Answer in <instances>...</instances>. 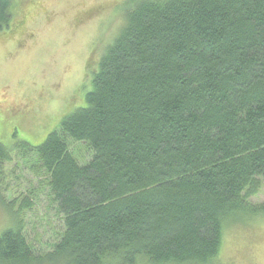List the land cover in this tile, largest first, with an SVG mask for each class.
<instances>
[{
  "label": "trees",
  "instance_id": "obj_1",
  "mask_svg": "<svg viewBox=\"0 0 264 264\" xmlns=\"http://www.w3.org/2000/svg\"><path fill=\"white\" fill-rule=\"evenodd\" d=\"M127 6L87 65L84 103L39 146L0 141V164L36 154L65 228L42 255L16 223L0 264H219L226 227L264 219L250 201L264 180V0ZM13 15L0 0V34ZM69 141L90 147L88 164Z\"/></svg>",
  "mask_w": 264,
  "mask_h": 264
},
{
  "label": "rangeland",
  "instance_id": "obj_2",
  "mask_svg": "<svg viewBox=\"0 0 264 264\" xmlns=\"http://www.w3.org/2000/svg\"><path fill=\"white\" fill-rule=\"evenodd\" d=\"M130 1L11 0L19 21L13 31L0 34V141L9 148L39 146L84 103L91 81L87 65L94 53L101 58L113 44ZM69 147L81 165L91 161L87 144L69 141ZM45 176L36 154L27 149L0 164L5 203H0V235L20 222L31 247L42 255L65 233ZM25 199L31 206L22 208ZM250 201L264 203V180ZM219 264H264V219L228 225Z\"/></svg>",
  "mask_w": 264,
  "mask_h": 264
}]
</instances>
